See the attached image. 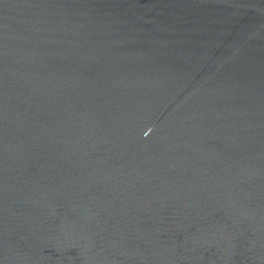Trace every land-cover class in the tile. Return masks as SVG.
Masks as SVG:
<instances>
[{"label": "water", "instance_id": "95a60500", "mask_svg": "<svg viewBox=\"0 0 264 264\" xmlns=\"http://www.w3.org/2000/svg\"><path fill=\"white\" fill-rule=\"evenodd\" d=\"M0 264H264V0H0Z\"/></svg>", "mask_w": 264, "mask_h": 264}]
</instances>
